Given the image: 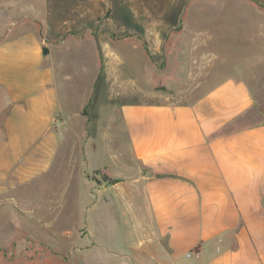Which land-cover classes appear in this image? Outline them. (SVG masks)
Returning a JSON list of instances; mask_svg holds the SVG:
<instances>
[{
	"label": "rangeland",
	"instance_id": "rangeland-1",
	"mask_svg": "<svg viewBox=\"0 0 264 264\" xmlns=\"http://www.w3.org/2000/svg\"><path fill=\"white\" fill-rule=\"evenodd\" d=\"M33 20L67 130L49 170L0 197V264H115L146 226L198 220L179 208L204 192L225 207L209 152L264 139V0H0V38ZM227 82L252 106L205 138L194 107Z\"/></svg>",
	"mask_w": 264,
	"mask_h": 264
},
{
	"label": "crops",
	"instance_id": "crops-1",
	"mask_svg": "<svg viewBox=\"0 0 264 264\" xmlns=\"http://www.w3.org/2000/svg\"><path fill=\"white\" fill-rule=\"evenodd\" d=\"M32 22L39 24L38 31L22 25L17 34L13 28L0 38V197L9 187L21 186L49 170L65 141L68 116L60 102L45 37L50 24ZM247 90L242 83L227 82L195 105L203 137L211 138L251 108ZM85 99L89 101L87 95ZM249 130L241 133L253 132ZM235 147L227 141L209 152L226 186L225 207L212 190L204 192L208 207L194 203L179 208H189L187 215L199 216L198 220L146 226L149 234L140 230L131 254L120 256L115 264H264V139L254 136L252 143ZM211 174L215 178L209 176V183L218 184V177ZM148 211L151 216L157 214L153 208ZM221 216L238 217L241 222L227 220L220 227ZM102 259L91 263H103Z\"/></svg>",
	"mask_w": 264,
	"mask_h": 264
},
{
	"label": "trees",
	"instance_id": "trees-1",
	"mask_svg": "<svg viewBox=\"0 0 264 264\" xmlns=\"http://www.w3.org/2000/svg\"><path fill=\"white\" fill-rule=\"evenodd\" d=\"M44 52L46 53V50H44Z\"/></svg>",
	"mask_w": 264,
	"mask_h": 264
}]
</instances>
